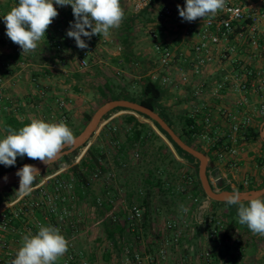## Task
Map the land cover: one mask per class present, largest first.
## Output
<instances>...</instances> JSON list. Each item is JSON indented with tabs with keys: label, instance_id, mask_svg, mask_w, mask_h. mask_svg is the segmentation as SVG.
I'll use <instances>...</instances> for the list:
<instances>
[{
	"label": "rangeland",
	"instance_id": "rangeland-1",
	"mask_svg": "<svg viewBox=\"0 0 264 264\" xmlns=\"http://www.w3.org/2000/svg\"><path fill=\"white\" fill-rule=\"evenodd\" d=\"M238 1L247 8L260 9L264 5L259 0ZM120 2L125 12V18L119 28L110 29V36L113 38L111 46L108 47L103 42L91 43L90 39L82 37V39H86L85 42L92 49V53L85 56L89 65L83 70L77 67L79 57L82 56V49L77 47L74 38L67 36V31L70 30L71 24L75 21L70 23V27L65 24L64 20L62 21L63 15L68 10L66 5L54 4L58 11L56 18H59L57 21L60 22L59 26L56 25V18H54L45 37L38 42L37 49L28 54H21L20 46L13 43L4 32L5 29L2 28L5 27L3 16L8 11L2 6L0 9V44L4 43L3 45H7V47L0 45V83L4 84L5 93L10 98L11 109L9 111L3 110L2 121H0V139L7 135L3 129V117L7 113L15 115L20 121L28 120L31 122L32 119H41L48 123H58L63 120L75 134L79 130L81 131L87 123L88 120L85 119V116L89 114L91 117L93 112L102 104L103 96L99 93L97 86L106 79L121 85L127 84L132 90L138 91L139 86L136 83L135 75L143 69H147V57L153 56L148 41L149 27L159 16L162 8L169 7L173 16L166 20L168 23L167 31L163 36L177 42L179 38L181 39L183 28L187 25V23L182 22L178 5L184 7L186 0H151V5L144 15L129 24L127 22L132 13L130 3L127 0H120ZM149 18H154V20H147ZM127 24L130 27L128 32L130 46L127 47L126 51L131 50L130 58L139 62V68H133L128 62L123 68H120L114 62V57L119 56L122 52L120 51L117 56L114 54L117 51V46L123 45ZM259 27L261 32H258L255 37L258 43H261L258 51H262L264 50L262 49L264 47V24ZM86 30L90 31V29ZM59 33L64 35L66 39L62 38ZM94 36L97 35L92 37ZM98 37L101 38L102 36L99 35ZM47 43L52 44L51 48L46 47ZM54 43L55 46H53ZM239 47L243 49L242 52L245 54L252 53L250 46L247 48L239 42ZM6 55L11 60H7ZM35 72H40L36 78L33 77ZM76 74L81 75L77 76ZM108 95L107 93L106 96L108 97ZM58 98L64 101V105L58 108L60 111L57 110L56 99ZM165 101L163 103L170 108L173 119L176 121L188 111L182 101L170 105ZM123 115H134L140 122L149 124L158 137H153L142 145H130L126 141L125 125L122 123ZM104 117L85 147L68 154L65 158H60L40 172V175L36 177L32 194L36 197V193L41 187L47 192H53L54 187L62 183L66 185V188L61 190V195L68 196L72 193L76 195L75 216L78 218V223L74 241L79 252L77 254L78 259H82L87 264H135L133 262L135 251L141 253L143 264H149L145 260V255L156 253L162 246L166 247L167 258L154 264H171L169 259L175 264H185L188 261L190 264H197L200 250L203 248L211 250L209 248L211 242L208 243L206 238L207 223L211 218L216 217L222 218L228 223L231 220L229 216H225L228 206L213 205L212 200L206 196L199 197L198 200L189 197L173 198L170 195H163L156 186L150 188L147 196L149 185L145 179L155 177L158 167L166 165L168 170H172L175 164L171 162V159L174 157L186 168H189L190 175L194 179L197 174L198 162H190L180 158L168 139L153 128V123L137 113L130 110H120L112 113L108 118ZM105 126L112 127L113 134L117 135L118 138L111 140L108 134L100 136L101 130ZM261 126H264V121H261L255 130L251 129V134L254 137L257 138ZM95 142L100 144L103 157H100L98 164L92 169L84 171L81 167L79 168V171L86 173L87 178L85 186L79 185L77 177L71 169L80 163L87 146ZM121 143H124L126 147L127 157L125 160L116 154ZM195 146L197 149L205 150L197 143ZM260 147L264 149L261 142ZM6 168L8 166L0 164V172ZM97 169L101 172L95 176L94 173ZM213 174L214 172H208L213 187L220 190L213 181ZM262 180H264V176H262ZM262 180L260 182L252 181L247 187L257 188ZM178 182L176 180L170 181L172 185H177L180 189L185 186L186 193L190 190V184L184 183V186L181 187L183 182L179 185ZM37 185L40 187H36ZM86 186L88 191H86ZM18 188L19 183L0 190V196L3 198L0 202V208L3 203H9L18 197L16 193ZM78 188L82 192L81 198L78 195ZM39 196L41 195L39 194ZM144 197L147 199V204L140 205L137 198ZM96 199L101 200V205L96 204ZM110 200L113 202L112 204H110ZM132 203H137L143 207L142 219L133 224L127 218V208ZM181 205L188 209L187 212L181 209ZM146 211L147 217L144 218ZM173 219L178 220L180 225L179 240L176 243L171 239L173 233L166 229V222ZM230 228L235 233H245V226L240 225L238 219L234 220V225ZM105 229L113 231V238L107 236ZM63 230L62 233L65 238H71L67 224L64 225ZM247 231L252 233L248 228ZM253 236L262 239L261 235ZM185 244L188 245L186 248L184 247ZM125 246L130 248V253L127 255L124 253ZM185 249L189 253L182 255V250ZM172 251L177 253L174 258L171 257ZM67 253L68 251L62 257L65 258ZM220 254L223 256L222 252ZM184 259H188V261L185 260L186 262H184ZM256 261L259 262L261 259H256ZM78 263L76 260L71 264Z\"/></svg>",
	"mask_w": 264,
	"mask_h": 264
},
{
	"label": "built area",
	"instance_id": "built-area-1",
	"mask_svg": "<svg viewBox=\"0 0 264 264\" xmlns=\"http://www.w3.org/2000/svg\"><path fill=\"white\" fill-rule=\"evenodd\" d=\"M127 1L133 13H139L151 5V0ZM259 2L264 4V0ZM66 6L72 9L70 5ZM172 16V10L164 7L149 27L148 41L153 56L147 57L144 76L165 90L166 97L163 101L166 100L169 105L181 101L184 103L188 110L186 115L193 119L190 128L193 130L194 141L205 151L211 150L215 158V169L224 165L237 171L240 160L245 156L254 159L256 166L264 170V149L256 142L250 129L255 122L264 121V50L258 51L259 43L255 37L260 32L259 26L264 24V5L260 9L247 8L238 0H226V7L215 16L197 18L193 22L181 18L183 23H187L186 33L190 30L193 34L189 39L187 52L178 51L174 43L163 36L166 20ZM2 28L6 32V26ZM99 42L106 43L109 47L113 38L110 35L107 38L96 36L95 44ZM239 42L247 48L253 47L252 54L255 53L254 56L262 60L261 66L247 62L245 58L235 54L240 49ZM116 50L114 54L117 56L122 51V46L118 45ZM81 51L77 67L83 70L89 65L85 56L91 54L92 49L88 47ZM131 66L139 68L140 64L135 61L131 62ZM6 69L9 70L7 67ZM141 77L142 75H135L137 79ZM3 85L0 83V121L3 110L11 109L10 98ZM56 102L57 110L60 111L58 108L64 105V101L58 98ZM100 172L97 169L95 176ZM235 172L226 179L229 186L247 187L251 184L248 175L238 178ZM191 183V177H186L185 184ZM63 188L66 185L62 183L56 185L53 192H47L41 187L36 197L31 193L3 203L0 208V264H10L21 246L22 237L28 233L36 234L37 226L41 224L55 226L60 229L61 234L64 225L67 224L70 229L71 238L67 239L68 255L58 258L55 264H71L76 260L78 264H87L78 259L79 252L74 241L78 223L75 216L76 195H61ZM106 203L109 204L107 201ZM112 203L110 200V204ZM96 204L101 205V200L96 199ZM142 208L137 203H132L127 208V218L132 224L142 219ZM207 224L210 226L207 240L227 251V254L220 256L217 251L203 248L197 264H240L234 261V257H243L241 238L230 231L224 236V224L218 218H211ZM166 229L173 233L172 241L178 242L179 221H167ZM124 253L129 254L130 248L125 246ZM145 256L149 264L164 261L167 258L166 247L162 246L156 253ZM133 262L143 264L141 253H133Z\"/></svg>",
	"mask_w": 264,
	"mask_h": 264
},
{
	"label": "clouds",
	"instance_id": "clouds-1",
	"mask_svg": "<svg viewBox=\"0 0 264 264\" xmlns=\"http://www.w3.org/2000/svg\"><path fill=\"white\" fill-rule=\"evenodd\" d=\"M54 4L70 5L75 22L71 24L67 36L74 38L80 49L88 44L82 37L91 39L93 35L107 38L110 29H117L125 18L120 0H18L3 16L6 35L22 49L21 54L35 51L38 42L45 37L46 31L58 16ZM226 7V0H186L179 7L181 18L193 22L197 18L215 16ZM86 29H90L87 31ZM7 135L0 139V164L14 166L17 157L25 155L49 165L55 162L66 147L76 144V137L65 121L48 123L41 119L31 122L18 131L8 127ZM16 175L20 178L16 192L20 198L34 191L36 177L40 171L34 165L25 164ZM227 205H238V223L245 225L253 235L264 236V196H253L245 203L242 193L233 190L224 195ZM187 212V208L181 205ZM36 234L28 233L21 240V246L10 264H55L69 248V242L60 229L52 225H38Z\"/></svg>",
	"mask_w": 264,
	"mask_h": 264
},
{
	"label": "trees",
	"instance_id": "trees-1",
	"mask_svg": "<svg viewBox=\"0 0 264 264\" xmlns=\"http://www.w3.org/2000/svg\"><path fill=\"white\" fill-rule=\"evenodd\" d=\"M148 10V8H145L144 10H142L139 13H131V15L129 16V20H128V24L135 21L136 19H139L140 17H142V15H144V13ZM65 24L67 26L70 27V23L75 21V17L73 15L72 9H68L66 11V13L63 15V19ZM149 21L154 20L149 18L147 19ZM126 25V34L123 37V45H122V52L119 56L114 57V62L116 65H118L120 68H123L125 66V64L131 63V62H135L130 58L131 55V50L126 51L127 47L130 46V41H129V25ZM99 36V35H97ZM65 38L66 37H62ZM95 37H91V43H95ZM86 40V39H84ZM52 44L47 43L46 47L47 48H51ZM55 46V43L54 45ZM146 69H143V71L139 72V75H142L141 78L136 80V83L139 86L138 91L132 90L129 85L127 84H123L121 85L120 83H116L110 79H106L101 85L97 86V89L99 91V93L103 96V102H106L107 100H113V99H127L130 101H134L137 103H140L150 109H152L153 111L157 112L159 114L160 117H162L164 119V121L175 131V133L178 134V136L188 145L196 147L195 146V141L194 138L192 136V129L190 128L191 124L193 123V119L191 117H189L188 115H186V113L184 115H181L179 117V119L176 121L173 119V114L170 111V108L167 107L164 103L163 100L166 97L165 96V90L159 86L157 83L153 82L150 80L149 77L144 76ZM79 72V71H78ZM40 74V72H35L33 74V77H37ZM77 76H80L81 74H76ZM34 78V79H35ZM107 93L109 94L108 97L106 96ZM120 110H129V109H125V108H115L113 109L111 112H109L107 115H105L104 118H108L112 113L120 111ZM138 115L149 119L146 115H143L141 113H137ZM90 115L87 114L85 116L86 120H89ZM122 123L125 125V130H126V141L127 143H129L130 145H134V144H139L142 145L145 143V141L153 138V137H158V135L155 133V131L150 127L149 124L147 123H142L140 122L134 115H123L122 117ZM30 121L28 120H22L20 121L15 115H11L10 113H7L4 115L3 117V129L4 131L7 133V128L11 127L15 130H19L20 128H22L23 126L29 124ZM155 127L157 128V130L163 134L168 141L172 144L176 154L183 159H186L187 161L190 162H197V160L191 156L190 154H188L187 152L183 151L171 138L170 136L167 134L166 131H164L156 122H153ZM109 126V125H107ZM80 132V130L78 132H76L74 135H77ZM105 134H108L112 139H117V135H114L112 132V127L108 128V127H104L101 130L100 136H104ZM257 138H259V134L257 133ZM261 140V139H260ZM262 146H264V142L261 141ZM84 146L78 148L76 151L82 149ZM125 144L121 143L118 152L116 153L117 156H120L122 158V160H125V158L127 157V153L125 152ZM200 151H202L203 153H205V155L208 157L209 162H208V166H207V174L208 172H214L216 171V169L214 168V155H212L211 150L210 151H205L201 148H198ZM101 147L100 144L98 142L92 143L90 145L87 146L84 155L82 156V158L80 159V163L77 165H74L72 167V172L75 174V176L77 177V182L79 185L83 184L84 186L87 183V178H86V173L83 171H79V168L81 167L82 170H89L94 168L97 164H98V160L100 159V157H103L102 153H101ZM68 155L63 156L62 158L67 157ZM30 161H33V159L28 158L26 155L24 157H17L16 163L14 166H8V168H6L4 171L0 172V175L7 172L8 170L15 168L23 163H28ZM171 162H173L175 164L174 168L172 170H168L166 165H162L160 167H158L159 169H157V174L155 177H153L152 179H150L149 177H147L145 179V182L149 185V187L147 188V196L149 195V190L152 186H156L158 187L159 191L163 194V195H170L173 198H185V197H189L190 199H195L198 200L199 197H205V194L201 188L200 182L198 180L197 174L195 176V178L193 179L191 177V172L189 171V168H186L180 161L176 160L174 157L171 159ZM118 163V162H117ZM54 164V163H53ZM168 164V163H167ZM191 177L192 179V183H191V188L190 190L186 193L184 190V183H185V179L186 177ZM173 180V181H179L178 185L181 184L183 182V184H181L182 188L180 189V187H178L177 185L174 186L170 183L169 181ZM264 186V180H262L261 184L259 186H257V188ZM86 191L87 190V186L85 187ZM229 189V188H228ZM237 190L241 191V190H246V189H252V187H243V186H239L238 188H236ZM220 190H222V188H220ZM78 195L81 198L82 197V192L81 190L78 188ZM2 197L0 196V202L2 201ZM137 202L143 205L147 204V199L146 197L138 199L137 198ZM211 203L213 205H217V204H223L228 206V211L227 214L225 216H229L231 218V220L227 223V221L224 219L222 220V218L220 219L222 224H224V236L228 235V232L230 231L231 233L233 232V230L230 228L231 226L234 225V220L238 219V205H227L225 202H217V201H211ZM247 203V202H245ZM147 217V211L146 213H144V218ZM217 218V217H216ZM216 218H213V220H215ZM245 226V225H244ZM210 229V226H207V234L208 231ZM107 232V236L109 238H113V231H110L109 229H105ZM245 231L247 232V227L245 226Z\"/></svg>",
	"mask_w": 264,
	"mask_h": 264
},
{
	"label": "water",
	"instance_id": "water-1",
	"mask_svg": "<svg viewBox=\"0 0 264 264\" xmlns=\"http://www.w3.org/2000/svg\"><path fill=\"white\" fill-rule=\"evenodd\" d=\"M125 108L129 109L133 113H141L143 115H146L150 122H156L164 131L167 132V134L170 136V138L185 152L193 156L197 162H198V168H197V177L200 182L201 188L205 194V196L212 200L217 202H224V195L226 193L232 192V190H218L213 187L212 181L209 178L207 174V166H208V158L202 151L198 150L197 148L190 146L186 144L175 131L164 121L162 117L159 116V114L152 109L127 99H113V100H107L106 102L102 103L91 115L87 123L85 124L84 128L75 135L76 137V144L73 147H66L63 150L62 155L56 160L58 161L60 158H62L65 155L71 154L78 148L82 146H86L89 142L91 137L94 135L96 129L100 125L103 117L107 115L109 112H111L115 108ZM153 128L159 133L157 128L154 126V123L152 124ZM259 136L262 142H264V126H261ZM55 161V162H56ZM53 162V163H55ZM51 163V164H53ZM25 164H31L34 165L36 168L39 169V171H43L46 167L49 165H46L42 163L39 160H33L28 163H23L15 168H12L8 170L7 172L0 175V190L7 188L11 186L12 184L19 183L20 178L16 175V172L23 167ZM213 181L215 185H218L221 183V175L216 170L213 174ZM242 193V199L244 202H247V200L253 196H264V186L259 188H252V189H246L241 190Z\"/></svg>",
	"mask_w": 264,
	"mask_h": 264
},
{
	"label": "crops",
	"instance_id": "crops-1",
	"mask_svg": "<svg viewBox=\"0 0 264 264\" xmlns=\"http://www.w3.org/2000/svg\"><path fill=\"white\" fill-rule=\"evenodd\" d=\"M17 3H18V0H0V9L2 8V6H4V8H6V11L9 12L10 9L13 6H15ZM58 20H59V18H56V21L55 22H56V25L59 26V23L60 22L58 23L57 22ZM166 26L164 27V33L163 34H165V32L167 31ZM183 29L184 30L182 31L181 39L179 38L177 40V42H175V40H173L171 38H168V37L167 38L165 37V38L168 39V40H170L172 43H174V45L176 46V48L178 49V51L181 50V51L187 52L186 51L187 50L186 48L188 47V45H189V39H191L190 37L193 34L191 33L190 30H189L188 33H186L187 28L186 29L183 28ZM59 35L62 36V37L64 36L61 33H59ZM3 44H0V45L1 46H4V47H7V45H3ZM260 44L261 43L259 42V45ZM262 48H264V47H262ZM242 50L243 49L237 51V53H235V54H237V56H239V57L245 58L247 62H253L257 66H261L262 65V60H260L257 57H255L254 56L255 53H253V54L252 53L251 54H245V53L242 52ZM252 50H253V47H250V51L251 52H252ZM5 58L7 60H11V58L8 55H6ZM259 125H260L259 122H255L250 129H254L255 130L256 129V126H259ZM257 130H258V128H257ZM255 140H256L257 143L260 144V142H261L260 136H259V138H256ZM218 169H219L218 172L221 175V183L218 184V185H216V187L222 188V190H232L233 191V189H236L237 187L232 188L231 186H229L226 183V179L227 178H230L231 177V173L235 172L236 170L227 168L224 165H220L218 167ZM235 174L237 175L238 178H241L244 175H248L249 178H251V182L252 181L260 182L262 180V176H264V171H262L261 169H259V167L256 166V162L254 161V159H250L249 157L243 156L242 159L239 162V169H237V171L235 172ZM243 187L247 188L246 186H243ZM235 234H237L241 238V242H242V244L244 246V254H243V257L241 259L240 258L237 259L236 257H234V261H238L240 264H264V236H261L262 239H259L257 236H253L252 233H250L249 231H247V232L245 231V233L244 232L243 233L242 232H239V233H235ZM208 243H210V241ZM210 244L211 245L209 246V248L211 250L217 251L218 252V255L222 256L220 254V252L223 253V256H225L227 254V251L219 249L218 247H216L215 244H212V243H210ZM187 246H188L187 244L184 245L185 248ZM185 253H189V252L186 249L185 250H182V255H184ZM174 255L176 256L177 253L174 252V251H172L171 252V257L174 258ZM259 258L261 259V261H259V262L256 261V259L259 260ZM169 260H170L171 264H175V262H172L171 259H169ZM185 260L188 261V259H184V262H186ZM179 264H182V263H179ZM185 264H190V263L188 261Z\"/></svg>",
	"mask_w": 264,
	"mask_h": 264
}]
</instances>
